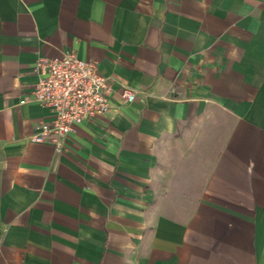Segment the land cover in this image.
<instances>
[{"label":"crops","instance_id":"crops-1","mask_svg":"<svg viewBox=\"0 0 264 264\" xmlns=\"http://www.w3.org/2000/svg\"><path fill=\"white\" fill-rule=\"evenodd\" d=\"M65 50L115 83L57 154ZM0 264H264V0H0Z\"/></svg>","mask_w":264,"mask_h":264},{"label":"built area","instance_id":"built-area-1","mask_svg":"<svg viewBox=\"0 0 264 264\" xmlns=\"http://www.w3.org/2000/svg\"><path fill=\"white\" fill-rule=\"evenodd\" d=\"M33 71L37 82L29 96L19 103L37 102L50 111V116L37 124V133L30 138L32 143L51 144L58 154L74 126L92 116L106 114L112 107L109 97L115 81L100 74L95 62L80 59L71 50L51 58H38ZM118 95L123 102L130 103L137 91L120 85Z\"/></svg>","mask_w":264,"mask_h":264}]
</instances>
